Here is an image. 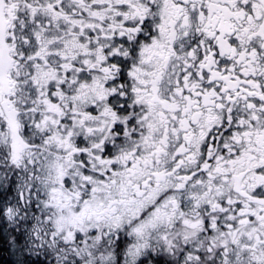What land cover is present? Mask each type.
<instances>
[{
	"label": "snow or ice",
	"instance_id": "6c2138e0",
	"mask_svg": "<svg viewBox=\"0 0 264 264\" xmlns=\"http://www.w3.org/2000/svg\"><path fill=\"white\" fill-rule=\"evenodd\" d=\"M0 259L264 264V0H0Z\"/></svg>",
	"mask_w": 264,
	"mask_h": 264
},
{
	"label": "trees",
	"instance_id": "16d2710c",
	"mask_svg": "<svg viewBox=\"0 0 264 264\" xmlns=\"http://www.w3.org/2000/svg\"><path fill=\"white\" fill-rule=\"evenodd\" d=\"M3 259H7V257H4ZM3 259H0V264H3Z\"/></svg>",
	"mask_w": 264,
	"mask_h": 264
}]
</instances>
